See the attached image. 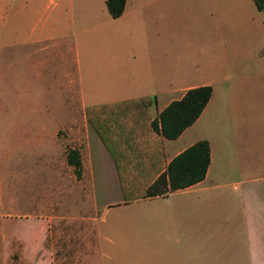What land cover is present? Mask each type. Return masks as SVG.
I'll return each instance as SVG.
<instances>
[{
  "label": "crops",
  "instance_id": "obj_1",
  "mask_svg": "<svg viewBox=\"0 0 264 264\" xmlns=\"http://www.w3.org/2000/svg\"><path fill=\"white\" fill-rule=\"evenodd\" d=\"M105 1L9 2L10 80L18 85L31 72L46 79L52 66L59 71L51 80L80 87L82 96L97 85L105 104L93 109L108 119L112 139L107 145L91 124L83 125L80 178L90 183L96 213L88 252L68 260L42 243L41 264H264V62L226 64L202 42L179 48L170 0H126L118 23ZM103 33L108 47L97 48ZM232 68L248 73L225 72ZM203 85H211L210 99L177 138L152 129L151 120L171 101ZM126 108L133 112L127 126ZM126 128L133 129L129 142ZM92 134L98 145H90ZM199 140L210 147L204 178L145 196L170 160ZM113 151L124 156L121 164Z\"/></svg>",
  "mask_w": 264,
  "mask_h": 264
},
{
  "label": "rangeland",
  "instance_id": "obj_2",
  "mask_svg": "<svg viewBox=\"0 0 264 264\" xmlns=\"http://www.w3.org/2000/svg\"><path fill=\"white\" fill-rule=\"evenodd\" d=\"M9 2L0 0V264H41L43 244L53 254L74 260L71 257L88 252L96 213L90 208V183L76 176L66 156L71 148L85 145V123L92 122L112 145L108 119L93 109L105 102L98 101L102 96L95 84H89L82 96L80 87L51 80V74L59 71L52 66L46 79L31 72L18 85L10 80ZM170 4L179 48L202 42L226 64L264 62V9L257 10L253 0H170ZM132 23L134 30H142L139 22ZM128 37L138 40L135 33ZM108 38L103 33L94 46L108 47ZM89 47L93 45L86 43ZM225 72L243 76L248 70ZM81 106L86 107L84 114ZM132 115L127 108L122 111L126 126ZM125 131L129 142L133 129ZM90 145H98L97 136L92 134ZM113 153L121 164L124 156ZM102 184L96 183L98 192Z\"/></svg>",
  "mask_w": 264,
  "mask_h": 264
},
{
  "label": "trees",
  "instance_id": "obj_3",
  "mask_svg": "<svg viewBox=\"0 0 264 264\" xmlns=\"http://www.w3.org/2000/svg\"><path fill=\"white\" fill-rule=\"evenodd\" d=\"M253 2L257 10L264 9V0H253ZM105 4L110 16L117 18L123 13L126 0H106ZM211 93V85L188 89L180 99L171 101L155 119L151 120L152 129L165 138H177L184 129L197 120L208 103ZM141 101L144 105H148L151 99L147 97ZM66 160L74 168L76 176L80 178L82 163L79 150L71 148ZM209 162L208 141H196L170 160L166 170L146 188L145 196L165 195L170 191L201 181L206 174Z\"/></svg>",
  "mask_w": 264,
  "mask_h": 264
}]
</instances>
